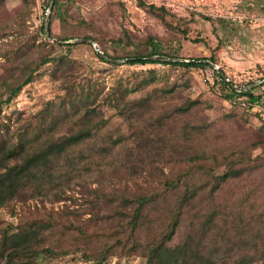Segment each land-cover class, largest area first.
Wrapping results in <instances>:
<instances>
[{
    "label": "trees",
    "instance_id": "1",
    "mask_svg": "<svg viewBox=\"0 0 264 264\" xmlns=\"http://www.w3.org/2000/svg\"><path fill=\"white\" fill-rule=\"evenodd\" d=\"M48 2L43 0V17ZM63 2L69 0H52L46 39L43 17L31 30L26 24L34 0H20L11 9L0 0V208L6 207L15 218L14 222L0 219V264H51L67 256L85 264H108L112 258L129 257L139 258L142 264H202L192 260V250L186 252L185 241L170 242L193 201L211 200L229 180L264 167V157L250 156L252 148L264 144L263 125L256 138L222 154L197 151L145 160L141 145L135 152L126 150L120 171L92 170L96 164L93 154L105 157L103 149L86 147L103 122L91 118L95 107L114 108L119 114L132 111L142 117L161 101L170 104L171 110L162 112L156 123L167 122L170 115L181 129L192 125L196 129L201 101L181 94L189 84L187 72L210 64L193 57L177 60L161 49L163 39L150 33L135 41L126 32L104 37L91 20L73 19L61 9ZM137 4L166 28L185 36V24L180 27L166 19L170 13L164 6L143 0ZM54 19L56 33L51 30ZM77 38L92 40L109 58L93 52L100 61L160 63L177 73L170 82L164 80L144 95L129 98L130 92L146 89L157 79L154 70L131 73L104 89L94 73L81 77L74 66L73 53L91 44L61 42ZM106 41L129 47L128 52L110 54ZM191 41L205 43L201 38ZM203 59L216 62L213 55ZM45 66L49 78L58 80V91L35 110L30 122L12 131L9 116L1 115L2 107L37 79ZM213 71L216 79L211 86L229 103L223 117L244 121L245 109L257 104L259 95ZM181 76L184 79L177 83ZM86 171L92 172L89 179L82 178ZM53 202L61 203L54 207Z\"/></svg>",
    "mask_w": 264,
    "mask_h": 264
},
{
    "label": "rangeland",
    "instance_id": "2",
    "mask_svg": "<svg viewBox=\"0 0 264 264\" xmlns=\"http://www.w3.org/2000/svg\"><path fill=\"white\" fill-rule=\"evenodd\" d=\"M19 1L4 0V6L11 9ZM34 1L26 21L29 30L43 17V0ZM137 1L69 0V3L63 2L61 9H66L73 19L83 17L91 20L104 37H119L122 32H126L132 41L147 33L161 37V49L176 59H203L213 55L216 60L211 62L213 66L210 64L202 70L187 72L190 75L189 84L181 94V97H197L201 101L199 114L194 120L199 127L195 129L192 125L190 129H181L178 120L172 122L174 119L170 115L167 122L156 123L155 119L162 112L168 114L171 110L170 104L161 101L142 117L132 111L119 114L114 108L97 106L91 118H99L103 122L86 147L103 149L105 157L94 153L96 164H92L91 169L118 172L126 150L135 152L141 145L139 150L143 159L151 160L164 154L193 155L197 151L205 155L222 154L243 141L256 138L258 127H264V0H143L164 6L170 13L166 19L180 24V27L185 24V36L175 29L166 28L156 17L138 6ZM51 30L58 32L56 19L51 23ZM193 38H201L205 43L192 42ZM66 41L78 42L74 39L61 42ZM106 44L110 54L114 50L126 53L129 49L113 46L108 41ZM93 52L92 45L76 50L73 53L74 66L81 77L94 73L104 89L115 81H123L131 73L154 70L157 79L146 89L130 92L129 98L144 95L164 80L170 82L177 73V70L160 63L128 64L124 59H118L120 61L112 65L100 61ZM2 60L0 56V63ZM213 67L231 79V83L253 88V93L259 95V102L245 109L244 121L223 117L222 113L229 103L211 86L216 79ZM46 68H41L37 79L24 86L2 107L1 115L9 116L12 131L30 122L35 110L58 91V80L50 79ZM182 79L184 77L181 76L177 83ZM250 156L264 157V144L252 148ZM91 173L83 172L82 178L89 179ZM58 203L61 202H53L52 205L55 207ZM45 205L50 206L48 202ZM0 219L14 222L15 218L6 207H2ZM182 241H185L186 252L193 251L192 260L199 259L202 264H264V167L229 180L211 200L201 197L193 201L182 216L170 244ZM188 256L191 257V254ZM50 262L85 264L73 256ZM108 264H142V260L137 257L112 258Z\"/></svg>",
    "mask_w": 264,
    "mask_h": 264
},
{
    "label": "water",
    "instance_id": "3",
    "mask_svg": "<svg viewBox=\"0 0 264 264\" xmlns=\"http://www.w3.org/2000/svg\"><path fill=\"white\" fill-rule=\"evenodd\" d=\"M51 4H52V0H49L48 6H47V10H46V13H45V17L43 19V27H44L45 37L46 38H48V36H47V28H46V26H47V17H48V12L50 10ZM74 41H85V42L90 43L92 45L95 53H97L98 55H100V57H102V58H104L106 60L109 59L108 57H106L105 55L102 54V52L99 50V48L96 46V44L92 40L83 39V38H77V39H74ZM66 42H68V41H66ZM151 58H155V57L151 56ZM177 60H180V59H177ZM199 60L206 61V62H208L209 64H211L213 66V64L210 61H208V60H204V59H199ZM115 61H120V60H115ZM184 61H186V60H184ZM213 68L217 70V67H213ZM233 87L235 89H237V90L240 89V88H236L235 86H233Z\"/></svg>",
    "mask_w": 264,
    "mask_h": 264
}]
</instances>
